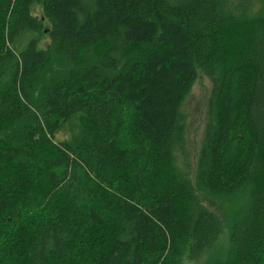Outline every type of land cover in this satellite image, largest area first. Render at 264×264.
I'll return each instance as SVG.
<instances>
[{
	"label": "trees",
	"instance_id": "trees-1",
	"mask_svg": "<svg viewBox=\"0 0 264 264\" xmlns=\"http://www.w3.org/2000/svg\"><path fill=\"white\" fill-rule=\"evenodd\" d=\"M202 77L194 186L176 151ZM222 233L205 264H264V0H0V264H184Z\"/></svg>",
	"mask_w": 264,
	"mask_h": 264
},
{
	"label": "rangeland",
	"instance_id": "rangeland-1",
	"mask_svg": "<svg viewBox=\"0 0 264 264\" xmlns=\"http://www.w3.org/2000/svg\"><path fill=\"white\" fill-rule=\"evenodd\" d=\"M226 8L237 15L252 16L259 12L262 0H225ZM35 15L43 17L42 9L37 8ZM50 45L49 37H43L40 44L41 49H46ZM214 79L211 77H202L198 84L193 88L190 96L182 106V113L185 116V134L184 141L176 151V167L178 172L187 177L195 186L196 170L199 155L203 149L206 137V128L210 122L211 93L215 89ZM68 130L58 134L59 141L68 139ZM70 136V134H69ZM200 199L210 210L218 212L220 216L225 217L230 213L229 206H225L219 199L200 195ZM227 233H222L215 242V246L205 252L199 260H184V264H205L217 251L224 252L227 248ZM226 252V251H225Z\"/></svg>",
	"mask_w": 264,
	"mask_h": 264
}]
</instances>
